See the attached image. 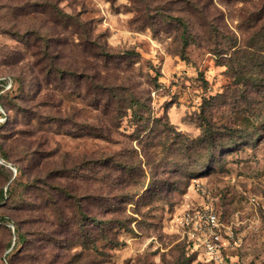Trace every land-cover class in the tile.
Returning a JSON list of instances; mask_svg holds the SVG:
<instances>
[{
	"label": "rangeland",
	"instance_id": "obj_1",
	"mask_svg": "<svg viewBox=\"0 0 264 264\" xmlns=\"http://www.w3.org/2000/svg\"><path fill=\"white\" fill-rule=\"evenodd\" d=\"M0 157V264H264V0H0Z\"/></svg>",
	"mask_w": 264,
	"mask_h": 264
},
{
	"label": "built area",
	"instance_id": "obj_2",
	"mask_svg": "<svg viewBox=\"0 0 264 264\" xmlns=\"http://www.w3.org/2000/svg\"><path fill=\"white\" fill-rule=\"evenodd\" d=\"M203 191V187H200ZM186 228L188 246L193 251H202L209 260L221 257L228 241L221 236V223L212 209H204L194 214L184 213L179 220Z\"/></svg>",
	"mask_w": 264,
	"mask_h": 264
},
{
	"label": "trees",
	"instance_id": "obj_3",
	"mask_svg": "<svg viewBox=\"0 0 264 264\" xmlns=\"http://www.w3.org/2000/svg\"><path fill=\"white\" fill-rule=\"evenodd\" d=\"M177 22H181V20L179 18H176ZM183 28H184V25H183ZM137 103L134 102V105H136ZM4 157H0V164L4 165L5 163L3 162L4 161ZM7 195V191H5V193H3L2 189L0 190V202H2L4 199H5V196ZM193 252V251H192ZM198 251H194L193 253H195Z\"/></svg>",
	"mask_w": 264,
	"mask_h": 264
}]
</instances>
